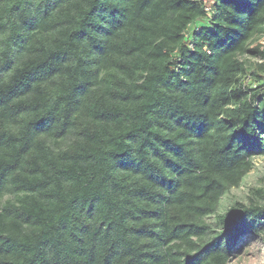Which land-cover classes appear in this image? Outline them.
Returning a JSON list of instances; mask_svg holds the SVG:
<instances>
[{"label": "trees", "instance_id": "16d2710c", "mask_svg": "<svg viewBox=\"0 0 264 264\" xmlns=\"http://www.w3.org/2000/svg\"><path fill=\"white\" fill-rule=\"evenodd\" d=\"M207 1L0 0V264H229L264 236V187L218 213L264 157V0Z\"/></svg>", "mask_w": 264, "mask_h": 264}, {"label": "rangeland", "instance_id": "374dc122", "mask_svg": "<svg viewBox=\"0 0 264 264\" xmlns=\"http://www.w3.org/2000/svg\"><path fill=\"white\" fill-rule=\"evenodd\" d=\"M264 48V34L254 43ZM247 58L261 62V58L253 55H246ZM253 186L264 187V157L254 159L253 168L249 171L239 186L232 187L221 199L218 213H224L237 201L249 202L250 188ZM207 221L214 228L223 230V226L216 225V214L209 216ZM229 264H264V236L247 234L241 237L240 241L233 247Z\"/></svg>", "mask_w": 264, "mask_h": 264}, {"label": "built area", "instance_id": "2783aa9c", "mask_svg": "<svg viewBox=\"0 0 264 264\" xmlns=\"http://www.w3.org/2000/svg\"><path fill=\"white\" fill-rule=\"evenodd\" d=\"M205 1H207V0H205ZM208 2V1H207ZM207 9H210V7H209V5H208V8Z\"/></svg>", "mask_w": 264, "mask_h": 264}]
</instances>
